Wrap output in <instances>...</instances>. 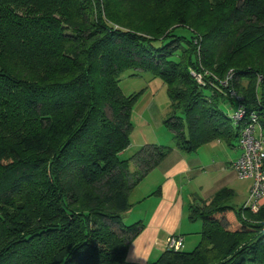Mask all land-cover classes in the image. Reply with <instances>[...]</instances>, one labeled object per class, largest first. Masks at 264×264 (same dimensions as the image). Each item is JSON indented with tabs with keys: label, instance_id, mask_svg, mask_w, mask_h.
<instances>
[{
	"label": "trees",
	"instance_id": "obj_1",
	"mask_svg": "<svg viewBox=\"0 0 264 264\" xmlns=\"http://www.w3.org/2000/svg\"><path fill=\"white\" fill-rule=\"evenodd\" d=\"M179 3L199 10L146 13L159 25L151 39L101 0H0V264H264V203L235 208L228 188L189 206L188 219L202 225L192 250L127 261L144 227L122 220L130 192L172 147L122 157L140 95L123 93L122 73L163 82V124L180 150L231 145L251 113L264 134V0ZM225 103L240 104L243 120ZM227 211L238 229L222 225Z\"/></svg>",
	"mask_w": 264,
	"mask_h": 264
},
{
	"label": "rangeland",
	"instance_id": "obj_2",
	"mask_svg": "<svg viewBox=\"0 0 264 264\" xmlns=\"http://www.w3.org/2000/svg\"><path fill=\"white\" fill-rule=\"evenodd\" d=\"M103 1L108 2V6H110V9H113L114 14L119 16V20L124 24V26L133 27L136 30H140L142 31V34L151 39L152 37L155 38L157 34L150 35L148 31L158 28L159 25L158 23H155L156 19L151 20L152 18L150 15L148 16L146 13H152L155 8L156 10L159 8L161 12L169 15L179 8L181 11L186 9L188 15L194 16L199 10L197 5L198 3H193V7H191L188 11L187 8H183L182 4L179 3L180 0H170L166 5L160 6H157V4L154 6L152 0H101L102 3ZM185 1L186 0H182V3ZM204 17L207 20L209 15L207 14ZM201 18L202 17L199 19ZM164 38V36H161L159 37V40L163 41ZM197 53H199V51H197ZM201 53L203 54L201 51L199 53V57L201 56ZM191 73L195 74V72L192 70ZM195 79L196 81L199 80L196 78V76ZM198 82L202 83V79ZM120 86L123 93L126 95L140 92V95H138L139 97L136 103L133 105L131 111L132 130L129 135L130 143L128 147L122 152V157H132V155H134L144 145L162 144L169 147L174 146L171 132L163 124V119L170 110L166 86L163 84V82L159 78H153L147 72L127 70L120 76ZM216 143L217 142L214 141V143L211 144H203L196 151L186 153L189 162H191V167H197L198 158L202 163L199 164V166L205 169L217 168V166H212L213 162L219 165L227 162L233 154L230 146L225 141H220L218 144ZM129 168L131 171L136 169L132 162H130ZM229 170L230 169H224L223 172H217L219 170H210L208 171V173H211L209 175L203 177L198 175L195 177V179L193 178L191 180L189 189L198 191L197 184L206 185L209 184L207 182H211L213 180L219 179L222 181V178H232L231 172H229ZM154 176L155 173L152 171V173L145 180H143L139 185L133 187V192L129 197V200L132 203L131 207L129 208L130 211L129 213H126L122 216L124 223L130 224L135 222L137 220L136 215L141 212L140 209H142L144 212V210L151 205L152 199L150 197H147L148 199H146V196L150 194L151 188L155 185L154 181H152ZM239 182L240 181L237 179L234 181L235 184H238ZM143 197H145V201L138 203L137 201L143 199ZM243 199V195L242 197H235L231 203L238 206L241 205ZM227 222V220L226 222H222L224 228L227 230H233L234 228L231 227V224H227ZM191 224L197 226L196 230L200 232L202 227L200 219L194 222L189 221L187 226ZM183 229H185L183 230V233H188L191 231L189 230V227H185ZM196 236H198L199 241L200 234H197ZM188 240L190 241V239ZM194 246L195 244L191 246V243L186 239V244L182 247V249L185 251H190L194 248ZM161 253L157 254V256H155L152 261L157 259Z\"/></svg>",
	"mask_w": 264,
	"mask_h": 264
},
{
	"label": "crops",
	"instance_id": "obj_3",
	"mask_svg": "<svg viewBox=\"0 0 264 264\" xmlns=\"http://www.w3.org/2000/svg\"><path fill=\"white\" fill-rule=\"evenodd\" d=\"M222 109L229 116L234 111L232 104H222ZM214 141L218 144V142L222 140L216 139L209 143H214ZM209 143H206V145ZM229 146L233 154L225 163L219 165L213 162L212 166H217V168L205 169L200 167L199 164L202 163L199 158L197 167L193 168L191 167V162H189L187 158L186 153L189 152H185L175 146H171L172 149L169 151L167 156L156 167L148 171V173L137 185L145 180L152 173V171L155 173L152 180L155 185L153 184L154 187L151 188L150 194L146 196V199L150 197L152 202L151 205L144 210V212L140 209L141 212L136 215L137 220H141L144 227L141 233L129 245L127 250V261L133 263H147L152 261L157 254L166 249V240L171 235L181 236L183 238V246L186 244V239L191 243V246L194 244L196 246L198 243V236L196 235L200 232L196 230L197 226H194L193 224L187 226L189 221L194 222L188 219V208L192 204L199 205L200 200L211 199L217 191L223 188H228L232 191L231 201L235 197H242L243 195L244 199L241 205L248 202L251 180L238 178L233 167L234 162L241 154V150L238 146V140H234ZM224 169H230L229 172H231L232 178H222V181L219 179L213 180L211 182H207L209 184L206 185L197 184L198 191L189 189L191 180L193 178L195 179L198 175L203 177L211 174L208 173L210 170H219L217 172H223ZM236 179L240 181L238 184L234 183ZM132 192L133 189L131 190L130 195ZM144 198L145 197L137 202L140 203L145 201ZM241 205L233 206L237 208ZM129 211L130 210H127L123 213V215L129 213ZM220 219L222 222H226L227 220V224H231V227L234 228L233 230L239 228V224L232 211L225 212L220 216ZM197 220L198 219L195 221ZM185 227H189V230L191 231L183 233V230H185L183 228ZM188 239H190V241Z\"/></svg>",
	"mask_w": 264,
	"mask_h": 264
},
{
	"label": "built area",
	"instance_id": "obj_4",
	"mask_svg": "<svg viewBox=\"0 0 264 264\" xmlns=\"http://www.w3.org/2000/svg\"><path fill=\"white\" fill-rule=\"evenodd\" d=\"M193 75L199 80L202 79L199 74ZM229 96L238 103L241 100V97L233 90L229 92ZM244 113V108L237 104L230 117L236 123L243 120ZM242 124L238 136V146L241 154L234 162L233 167L239 178L251 180L248 202L245 206L256 212L264 203V134L254 113H251L247 121H243ZM182 247L183 238L181 236L171 235L167 238V249L176 251L182 249Z\"/></svg>",
	"mask_w": 264,
	"mask_h": 264
}]
</instances>
